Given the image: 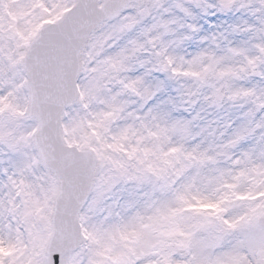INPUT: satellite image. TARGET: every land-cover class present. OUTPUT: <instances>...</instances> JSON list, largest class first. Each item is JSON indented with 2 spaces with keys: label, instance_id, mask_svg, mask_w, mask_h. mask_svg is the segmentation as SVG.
Masks as SVG:
<instances>
[{
  "label": "snow or ice",
  "instance_id": "6c2138e0",
  "mask_svg": "<svg viewBox=\"0 0 264 264\" xmlns=\"http://www.w3.org/2000/svg\"><path fill=\"white\" fill-rule=\"evenodd\" d=\"M0 264H264V0H0Z\"/></svg>",
  "mask_w": 264,
  "mask_h": 264
}]
</instances>
